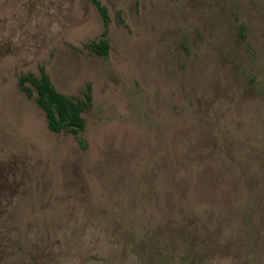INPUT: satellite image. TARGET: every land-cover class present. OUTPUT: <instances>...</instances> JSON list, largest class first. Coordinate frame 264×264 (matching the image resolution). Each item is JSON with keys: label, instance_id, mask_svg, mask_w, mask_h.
Segmentation results:
<instances>
[{"label": "rangeland", "instance_id": "374dc122", "mask_svg": "<svg viewBox=\"0 0 264 264\" xmlns=\"http://www.w3.org/2000/svg\"><path fill=\"white\" fill-rule=\"evenodd\" d=\"M102 2L107 57L92 0H0V264H264V0ZM41 65L92 85L86 149Z\"/></svg>", "mask_w": 264, "mask_h": 264}, {"label": "trees", "instance_id": "16d2710c", "mask_svg": "<svg viewBox=\"0 0 264 264\" xmlns=\"http://www.w3.org/2000/svg\"><path fill=\"white\" fill-rule=\"evenodd\" d=\"M98 8L103 19V32L98 39L86 43L90 52L101 57L110 54L109 27L111 17L107 5L102 0H92ZM122 22L124 21L121 18ZM241 36L246 38L245 32ZM19 86L30 98H34L38 106L43 110L50 130L54 132H70L76 136L82 148L88 147V140L80 133L86 129L87 112L93 104L92 85L89 83L83 94L70 96L61 92L54 84L46 66L41 65L39 73L28 72L19 79Z\"/></svg>", "mask_w": 264, "mask_h": 264}]
</instances>
